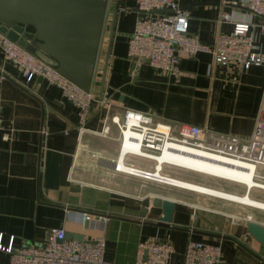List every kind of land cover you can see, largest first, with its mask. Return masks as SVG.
Returning <instances> with one entry per match:
<instances>
[{
    "label": "crops",
    "instance_id": "1",
    "mask_svg": "<svg viewBox=\"0 0 264 264\" xmlns=\"http://www.w3.org/2000/svg\"><path fill=\"white\" fill-rule=\"evenodd\" d=\"M242 1L179 0L190 12V32L202 42L212 44L217 35L232 31V22L220 21L227 12L233 21L252 24L250 34L264 55L262 18ZM143 15L136 0L109 1L91 88L95 100L83 132L78 108L61 90L41 77L27 82L0 48V241L13 242L15 250L43 245L51 230L62 229L69 239L104 238L110 264H135L140 243L166 239L174 246L170 264H185L191 241L219 246V264H264V245L247 228L248 223L264 228V215L256 209L115 170L121 141L111 118L122 119L127 111L242 139L264 121V64L245 71L214 64L210 53L195 58L182 53L181 75L172 77L129 58V39ZM107 125L111 133L104 137ZM127 162L142 170L156 165L137 156ZM162 173L194 183L168 166ZM156 199L175 204L168 226L159 221L163 210L155 207ZM84 213L96 216V222H80ZM0 264H10L2 251Z\"/></svg>",
    "mask_w": 264,
    "mask_h": 264
},
{
    "label": "built area",
    "instance_id": "2",
    "mask_svg": "<svg viewBox=\"0 0 264 264\" xmlns=\"http://www.w3.org/2000/svg\"><path fill=\"white\" fill-rule=\"evenodd\" d=\"M136 2L144 15L136 21L129 39L128 54L130 59L138 63L148 62L154 68L177 79L181 75L182 53L190 58H195L201 52L210 53L214 64L239 65L245 71L264 64V55L258 51L254 43L250 34L252 24L248 21H233L231 13H221L220 21L232 22L233 29L228 34L217 35L214 43L207 44L190 32V12L179 0ZM242 5L262 18L259 26L264 32V0H243ZM0 48L5 59L21 69L27 82H31L35 77H41L49 85L59 88L64 97L78 108L80 129L82 132L85 131L92 102L95 100L92 91L82 89L1 31ZM3 78L4 76L0 75V79ZM261 109L264 111V97ZM111 122L120 132L121 152L114 161L117 172L178 187L171 178L162 173L163 167L183 168L169 162H160L159 157L165 153L183 148L191 153L230 160L251 167L255 184L249 187L243 182L230 181L244 187L243 196L225 192L229 196L223 198L197 193L264 211L263 207L246 205L238 201L242 197H248L252 190L264 192V121L256 123L252 135L247 139L232 134H218L190 125L174 127L157 122L152 116L133 111L125 112L122 119L113 116ZM110 133L111 128L107 125L101 134L109 137ZM8 139L10 137L5 136V140ZM129 156L145 158L156 165L152 170H142L127 162ZM96 219V216L87 213L80 214L79 217L82 223L96 222ZM66 236L65 230L53 229L49 232L45 244H25L17 250L14 249L13 242L4 246L1 239L0 251L10 256V264H110L104 257L106 249L104 238L79 241L67 239ZM173 253L174 246L170 239L140 243L135 264H170ZM220 258L219 246L191 241L186 249L185 264H219Z\"/></svg>",
    "mask_w": 264,
    "mask_h": 264
},
{
    "label": "water",
    "instance_id": "3",
    "mask_svg": "<svg viewBox=\"0 0 264 264\" xmlns=\"http://www.w3.org/2000/svg\"><path fill=\"white\" fill-rule=\"evenodd\" d=\"M109 1L0 0V31L91 91ZM28 26L35 30L28 31ZM155 207L163 210L161 225H170L175 204L156 199ZM247 228L264 245V228L255 223H248ZM78 240L83 241V237Z\"/></svg>",
    "mask_w": 264,
    "mask_h": 264
},
{
    "label": "rangeland",
    "instance_id": "4",
    "mask_svg": "<svg viewBox=\"0 0 264 264\" xmlns=\"http://www.w3.org/2000/svg\"><path fill=\"white\" fill-rule=\"evenodd\" d=\"M169 152L165 153L162 157H159L160 162H169L173 165H177L183 168L180 169V168L168 166V168L172 170H176L178 172V177L184 178L186 180H191L194 182L191 183V182L171 178L174 181V183L180 188H185L187 190H192L195 192H204L210 195H217L223 198H228L229 194L227 193L243 196L245 191L243 186L231 183L230 181L232 182L239 181L245 184L247 183L246 181H249L255 184V181H253L254 179H253L252 171H245L244 169H242L244 167L234 168L233 166L229 165V163L213 162L201 158L198 155L197 158L193 159L192 157L187 156L186 154H182L179 151H174V152L171 151L170 154ZM196 160H199L200 162H195ZM233 169H235L234 172ZM223 179L228 180V182L223 181ZM256 180L261 181L259 179ZM195 183H198L200 185ZM238 201L246 205H251L248 204L247 202L253 201L257 203L260 207L264 208V203H260V202H264V192L259 190H253L248 197H242ZM253 211L257 214L264 215V212L257 210H253Z\"/></svg>",
    "mask_w": 264,
    "mask_h": 264
},
{
    "label": "bare ground",
    "instance_id": "5",
    "mask_svg": "<svg viewBox=\"0 0 264 264\" xmlns=\"http://www.w3.org/2000/svg\"><path fill=\"white\" fill-rule=\"evenodd\" d=\"M176 151H179V152H181L182 154H190L191 152L190 151H188V150H186V149H183V148H176L175 149ZM172 152H174V151H172ZM193 153V152H192ZM193 154H196V155H198L199 157H201V158H204V159H207V160H210V161H213V162H217V163H223V162H226V163H229V165H231V166H233L234 168H242V167H244V168H242V169H244L245 171H251V167H247V166H243V165H240V164H237V163H235V162H233V161H230V160H226V159H216V158H213V157H210V156H207V155H203V154H200V153H193ZM229 161V162H228ZM235 171V170H234ZM247 183V185H249V186H252L254 183H251V182H249V181H246ZM202 193H204V192H202ZM207 194V193H206ZM210 195V194H209ZM248 204H251V206H256V205H258L257 203H255V202H253V201H248L247 202ZM259 206V205H258Z\"/></svg>",
    "mask_w": 264,
    "mask_h": 264
}]
</instances>
